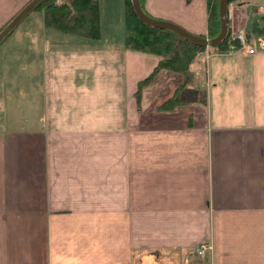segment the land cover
I'll return each instance as SVG.
<instances>
[{"label": "crops", "instance_id": "0c3cea01", "mask_svg": "<svg viewBox=\"0 0 264 264\" xmlns=\"http://www.w3.org/2000/svg\"><path fill=\"white\" fill-rule=\"evenodd\" d=\"M26 1L2 0L1 19ZM143 9L207 33L206 0ZM243 17L246 3L228 23ZM100 20L98 40L42 29L38 64L0 60V264H264V36L251 54L198 56L205 98L187 118L158 109L180 81L165 69L150 82L167 91L144 106L157 56ZM185 89L180 104H199V85Z\"/></svg>", "mask_w": 264, "mask_h": 264}, {"label": "trees", "instance_id": "16d2710c", "mask_svg": "<svg viewBox=\"0 0 264 264\" xmlns=\"http://www.w3.org/2000/svg\"><path fill=\"white\" fill-rule=\"evenodd\" d=\"M139 1L143 8V0ZM189 1L186 0V2ZM218 1L206 0L207 33L205 36L209 38L217 35L220 29ZM232 1L235 0H230V3ZM236 1L245 2L248 0ZM123 4L125 47L157 56V63L153 71L138 83L136 92L140 93L141 88L150 82L157 71L165 69L176 75L181 74L183 79L173 95L167 98L163 104L181 103L178 92L182 87L194 81L195 66L198 63L196 56L205 48L194 46L169 30L150 27L142 23L132 9L131 0H123ZM32 11L39 12L43 27L92 41L98 40L101 36L99 0H43ZM228 26L227 37L220 44L209 47L210 50L228 53L232 46H235V49L240 47L239 41L230 36L229 23ZM245 30L247 41L254 36H264V25H259L257 21L253 22L250 29Z\"/></svg>", "mask_w": 264, "mask_h": 264}, {"label": "rangeland", "instance_id": "374dc122", "mask_svg": "<svg viewBox=\"0 0 264 264\" xmlns=\"http://www.w3.org/2000/svg\"><path fill=\"white\" fill-rule=\"evenodd\" d=\"M5 1V0H4ZM10 1V0H9ZM12 1V0H11ZM2 2V0H0ZM27 3H21L19 6L14 10H9L5 16V18L1 19L0 17V29ZM246 3V15L247 19L245 22L241 19L239 23L234 22L232 27L230 26V36H235L240 31L244 33V36L246 38V30L250 29L253 25V22L257 21L259 25H264V0H248L245 2H237L232 1L229 3V12L231 9L235 10L236 5ZM99 9L103 20V29H104V35L107 34V30H109V35H111L114 39L118 40V34L119 31L121 33V37L123 38L124 42V24H123V0H99ZM2 6H0V15L2 13ZM256 10L258 11L256 13ZM116 12L119 13V18L122 19V23H120V26H118V22H116L114 19L116 18ZM256 13V14H255ZM4 15V14H3ZM243 16V15H242ZM234 18H237L236 16ZM238 20V18L236 19ZM230 25V24H229ZM42 29H49L44 28L41 23V16L39 12L37 11H31L25 18L22 19L18 23V25L10 32L9 35H7L2 42L0 43V60L2 59H15L14 60V66L15 68L18 65H24L26 61L31 62L32 60L35 61V64H38V61H41L43 58V49L44 44L46 43V40L43 39ZM100 29H101V20H100ZM50 34H56L59 36H68L66 34L60 33L55 30L48 31ZM48 34V33H47ZM48 36V35H47ZM78 37V36H76ZM82 37H79V39ZM83 40V39H80ZM257 40V39H256ZM255 40V45L259 43V41ZM264 40V39H263ZM250 43L255 48L254 40H251ZM63 45H71L68 42H62ZM209 47L205 48L203 51H206ZM210 50V49H209ZM202 51V52H203ZM201 53V52H200ZM200 53L196 56L197 60H201L200 58L202 55ZM215 54L213 51L211 52V55ZM200 58H199V57ZM28 67H26L27 69ZM196 68L198 69L197 74L201 78L204 76L205 72V65L202 64V62L199 63V65H196ZM22 71V68H19ZM25 72V71H24ZM19 72H17L18 75ZM33 73V76L41 75V71L37 73L36 69H33L31 74ZM30 74V73H29ZM14 75V74H13ZM12 75V76H13ZM180 76V81L177 80L178 85L182 82L183 76L181 74H178V77ZM23 78V75H21V79ZM196 78V77H195ZM194 78V81L192 83H197L199 87L203 90L202 91V97L199 104H192L187 103L180 104V103H172L171 105L163 104V101L159 104L158 109L162 111H170V110H179L182 112V114L186 115L187 118L192 117L193 115H188L190 112L194 110L197 106L199 108L202 107V102L205 98V84L203 81L197 80ZM27 80V79H26ZM168 80L167 77H163V80L161 82L154 81L150 82L148 85V88L145 90L147 95L143 96L141 99L142 103L145 107L149 106V103L151 101H154L156 98H161V96L167 91L165 83ZM32 86H36L37 84L31 83ZM191 84V83H190ZM188 84L187 86L182 87L183 89L188 88L190 86ZM24 85L29 86V83H25ZM147 87V86H146ZM191 92L187 89L184 90L183 94L181 95L182 98L184 97H190L189 94ZM192 93H194L192 91ZM196 105V106H195Z\"/></svg>", "mask_w": 264, "mask_h": 264}, {"label": "water", "instance_id": "95a60500", "mask_svg": "<svg viewBox=\"0 0 264 264\" xmlns=\"http://www.w3.org/2000/svg\"><path fill=\"white\" fill-rule=\"evenodd\" d=\"M42 1L43 0H28L27 3L0 29V43L7 35L10 34V32L18 25V23L22 21V19L25 18ZM131 2L135 15L142 23L150 27L174 32L179 37L183 38L194 46L201 48L214 47L220 44L227 37L229 32L228 13L230 0L218 1L220 29L217 35L212 38L193 34L180 25L169 20L150 16L143 10L139 0H131Z\"/></svg>", "mask_w": 264, "mask_h": 264}, {"label": "built area", "instance_id": "2783aa9c", "mask_svg": "<svg viewBox=\"0 0 264 264\" xmlns=\"http://www.w3.org/2000/svg\"><path fill=\"white\" fill-rule=\"evenodd\" d=\"M232 37L239 41V43H240L239 48H242V50L245 53L251 54L254 52V50H255L254 47H252V44H250V42H248L246 40L243 32L240 31L239 33H237L235 36L233 35ZM208 50H209V48L206 49V51L201 52L200 55H202V57L201 56L200 57L203 59H207L210 55V51H208ZM234 50H237V49H235V46H232V48L229 52H232ZM211 250H212L211 244L207 241H204V242H201L197 246L194 254H195L196 258L204 259L211 252Z\"/></svg>", "mask_w": 264, "mask_h": 264}]
</instances>
